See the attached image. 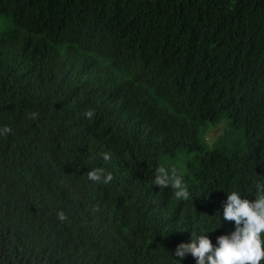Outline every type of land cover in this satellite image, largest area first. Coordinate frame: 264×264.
I'll return each mask as SVG.
<instances>
[{"label":"trees","instance_id":"16d2710c","mask_svg":"<svg viewBox=\"0 0 264 264\" xmlns=\"http://www.w3.org/2000/svg\"><path fill=\"white\" fill-rule=\"evenodd\" d=\"M52 1L60 0H0V47L13 23L38 32L28 19ZM71 1L84 17L93 14L105 23L99 26L105 53L89 58L103 71V58L115 57V71L106 99L85 107L94 116L72 125L68 143L55 136L43 102L26 112L8 101L0 104V129L12 130L0 135V264H196L195 258L174 256L172 246L225 230L209 198L229 190L256 193V185H264V0ZM156 53L163 63L154 67L150 58ZM216 72L239 80L227 84L236 107L223 112L208 94H198ZM106 89L92 88L80 72L68 85L69 101L91 102ZM143 105V138L122 150L111 122ZM219 121L228 126L215 146L230 155H211L202 138L205 126ZM161 131L157 159L185 173L187 200L155 187L152 172L136 192L97 188L69 172L77 160L107 150L119 177L130 178L144 159L145 138L160 139ZM245 170L250 178L240 181ZM32 180L62 202V209L32 204L24 216L18 194ZM59 211L67 217L63 222ZM90 215L101 221L96 232L87 228Z\"/></svg>","mask_w":264,"mask_h":264},{"label":"clouds","instance_id":"9594fccd","mask_svg":"<svg viewBox=\"0 0 264 264\" xmlns=\"http://www.w3.org/2000/svg\"><path fill=\"white\" fill-rule=\"evenodd\" d=\"M2 10H6L4 4ZM35 12L37 18L28 20L35 22L38 32L19 22L7 26L3 32L4 46L0 47V104L8 101L26 112L43 102V107L52 114L47 121L55 136L60 142L68 143L70 139L67 140V136H72V125H82L85 117L92 119L94 116V111H85V107L94 108L106 99L109 80L115 71V57L103 58V71L95 67L89 57L96 52L105 53L99 38V26L105 23L93 14L84 17L71 0L52 1L45 10L42 11L38 6ZM162 63L158 53L151 56L152 66ZM80 72L92 88L107 85L104 95L91 102H70L68 85ZM238 81L216 72L198 94H208L210 103L216 104L214 108L217 111H227L236 107L227 84ZM6 84L14 89L9 92ZM190 85L188 82L187 86ZM39 89L41 97L36 98ZM194 106L202 112L200 106ZM31 116L35 119L37 113ZM146 117L143 105L141 111L125 112L121 119L111 122L114 141L122 150L133 148L142 140L143 131L148 125ZM227 126L228 123L224 121H219L215 126H205L202 138L211 155H230L226 147L215 146L217 137ZM216 127L220 130L213 135L211 129ZM11 131V128L4 127L0 129V135ZM161 133L160 139L156 134L145 138L146 143L142 147L144 159L130 178L119 177L111 153L107 150L97 157L77 160L69 172L82 174L91 186L115 187L129 192L141 190L146 184L148 173L152 172L150 181L155 187L167 190L175 198L187 200L190 193L184 179L185 173L157 159L156 149L162 141ZM54 153L56 151L47 154ZM171 157L174 160L177 158ZM250 175L251 172L245 170L240 181L248 180ZM18 199L24 216L32 204L56 210L63 207L62 202L49 195L48 189L33 180L21 184ZM209 200L216 204L226 224L225 230L213 235L201 232L178 240L172 246L173 255L180 259L195 258L196 264H264V185L257 184L256 193L229 190ZM56 215L61 222L67 219L63 211ZM87 225L88 230L96 232L101 228V221L90 215Z\"/></svg>","mask_w":264,"mask_h":264},{"label":"rangeland","instance_id":"374dc122","mask_svg":"<svg viewBox=\"0 0 264 264\" xmlns=\"http://www.w3.org/2000/svg\"><path fill=\"white\" fill-rule=\"evenodd\" d=\"M217 130H220V128H212L211 129V133L213 134V135H215L216 134V132H217Z\"/></svg>","mask_w":264,"mask_h":264},{"label":"bare ground","instance_id":"6f19581e","mask_svg":"<svg viewBox=\"0 0 264 264\" xmlns=\"http://www.w3.org/2000/svg\"><path fill=\"white\" fill-rule=\"evenodd\" d=\"M82 224V223H81Z\"/></svg>","mask_w":264,"mask_h":264}]
</instances>
